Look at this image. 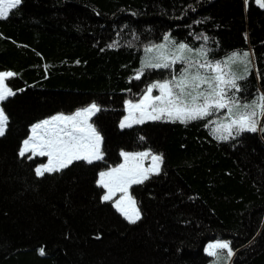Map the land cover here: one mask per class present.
<instances>
[{
	"label": "trees",
	"instance_id": "1",
	"mask_svg": "<svg viewBox=\"0 0 264 264\" xmlns=\"http://www.w3.org/2000/svg\"><path fill=\"white\" fill-rule=\"evenodd\" d=\"M168 33L215 58L249 50L255 67L242 96L264 90L256 0H23L0 18V71L17 73L7 81L16 94L3 101L0 264H209L204 249L217 238L232 242L231 264H264V132L221 141L203 119L119 127L124 100L167 75L135 78L145 45ZM92 101L103 106L92 121L104 158L38 176L43 159L19 155L31 125ZM148 148L163 165L133 186L142 215L132 223L95 181L121 149Z\"/></svg>",
	"mask_w": 264,
	"mask_h": 264
},
{
	"label": "snow or ice",
	"instance_id": "2",
	"mask_svg": "<svg viewBox=\"0 0 264 264\" xmlns=\"http://www.w3.org/2000/svg\"><path fill=\"white\" fill-rule=\"evenodd\" d=\"M22 2L0 0V18H7ZM256 3L264 8V0H256ZM203 39L210 38L204 34ZM210 53L205 45L193 48L183 40L177 41L170 33L159 43L145 45L135 78L140 79L154 70L166 71L167 75L148 80L136 98L124 100L126 115L120 120V127L145 121L179 120L187 124L203 119L207 120L204 127L221 141L239 137L244 132H264V90H258L251 98L240 94L245 89L243 81L248 79L253 67L249 50L236 49L222 58L212 57ZM177 62L183 64L179 71ZM16 75L13 70L0 71V101L16 94L17 89L7 82ZM102 107L92 101L74 111L56 112L33 123L31 134L19 147V155L27 159L37 155L47 157L46 163L35 168L38 176L62 171L77 161L102 160L104 136L92 122V117ZM8 121L5 108L0 106V136L5 134ZM120 155L122 162L100 170L95 183L104 190L101 199L111 201L118 212L135 223L142 212L131 188L148 180L153 173H159L164 157L151 148L121 149ZM146 159L151 160L149 165H145ZM39 251L45 250L40 248ZM204 251L214 258L212 264H231L235 255L232 242L221 238L209 241Z\"/></svg>",
	"mask_w": 264,
	"mask_h": 264
},
{
	"label": "rangeland",
	"instance_id": "3",
	"mask_svg": "<svg viewBox=\"0 0 264 264\" xmlns=\"http://www.w3.org/2000/svg\"><path fill=\"white\" fill-rule=\"evenodd\" d=\"M191 46V45H190ZM193 47V46H192ZM193 48H195V47H193ZM228 55H230V54H228ZM250 60H251V62H252V65H253V67H255L254 66V63H253V60H252V57H251V55H250ZM181 67H183V64L181 63V62H177V71H179V69L181 68ZM253 67H252V70H253ZM252 72V71H251ZM251 75V74H250ZM250 75H249V77H250ZM248 77V78H249ZM243 83L245 84V81H243ZM246 86H245V89L244 90H242V92L240 93L241 95H243V93H245L246 92ZM129 98V97H128ZM128 98H126V99H128ZM0 106H2L3 107V101H0ZM124 110H125V106H124ZM98 114V113H97ZM96 114V115H97ZM124 115H126V110H125V112H124ZM123 115V116H124ZM95 116V115H94ZM93 116V117H94ZM123 116L121 117V119L123 118ZM93 117H92V119H93ZM120 119V120H121ZM93 122V121H92ZM145 122H147V121H145ZM135 125H139V124H135ZM132 126H134V125H132ZM119 127H120V121H119ZM121 128V127H120ZM125 128H127V127H125ZM31 134V128H30V132H29V135ZM28 135V136H29ZM102 147H103V145H102ZM126 151H130V150H126ZM142 151V150H141ZM34 157H40V159H43L42 160V162L41 163H46V161H47V157L45 156V157H41V156H39V155H37V156H34ZM122 160H123V157H121V160H120V162H122ZM120 162H118V163H120ZM118 163H116V164H118ZM144 163H145V165H149L150 163H151V160L150 159H146L145 161H144ZM115 165V164H114ZM162 165H163V163H162ZM162 165H161V168H162ZM113 166V165H112ZM111 167V166H110ZM153 174H156V173H153ZM134 186V185H133ZM133 186H132V188H133ZM132 188H131V191H132ZM117 195H119V194H117ZM114 199H115V197H114ZM120 213V212H119ZM122 215V214H121ZM123 216V215H122ZM124 217V216H123ZM126 220H127V218L126 217H124ZM130 222V221H129ZM218 239V238H217ZM222 239V238H221ZM215 240V239H214ZM212 241V240H211ZM208 244V243H207ZM207 244H206V246H207ZM205 246V247H206ZM206 253V252H205ZM208 256H210L208 253H206ZM211 257V256H210ZM234 257V256H233ZM233 257H232V259H231V262H232V260H233ZM214 260V258L213 257H211V262L209 263V264H212V261Z\"/></svg>",
	"mask_w": 264,
	"mask_h": 264
}]
</instances>
